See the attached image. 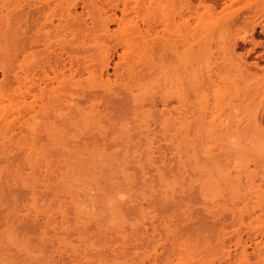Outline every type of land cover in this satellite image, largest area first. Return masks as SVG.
I'll return each instance as SVG.
<instances>
[{
	"label": "rangeland",
	"instance_id": "obj_1",
	"mask_svg": "<svg viewBox=\"0 0 264 264\" xmlns=\"http://www.w3.org/2000/svg\"><path fill=\"white\" fill-rule=\"evenodd\" d=\"M183 1L0 0V264H178V258L196 264L202 243L210 242L200 244L203 229L212 231L211 217L201 221L205 208H261L260 222L250 223L263 225L264 185L253 187V173L264 168L259 157L264 139L250 123L264 110V9L249 7L253 0L236 4L237 18L257 24L253 32L240 31V36L246 33L245 42L237 39V51L253 61L245 65L248 71H240L228 62L222 43L240 19L232 28L220 4L214 13L193 9L201 16L197 29L169 27L164 37L182 36L185 42L164 56L152 33L130 31L142 16L151 21L187 16ZM120 17L123 24H118ZM37 30L51 42L48 56L41 46L26 43L25 32ZM193 36L206 53L196 71L190 69L192 62H181L190 54ZM58 54L64 62L46 66L50 77L57 70L56 77L38 91L31 73ZM195 75L200 83L193 92L189 81ZM29 87L35 95L27 92ZM125 87L129 92H122ZM163 107L168 113L160 117ZM237 123L252 130L242 127V133ZM236 147L239 155L231 152ZM254 156L260 158L257 163ZM236 173L243 182L251 179L247 196L258 193L261 205L252 204L259 202L254 193L244 195ZM234 176L244 190L237 180L239 187H234ZM235 192L238 199L242 195L240 202ZM235 213L225 217L227 225L240 221L242 214ZM169 223L185 231L190 226L186 233L171 226L178 233L168 234ZM212 250L205 255L216 254L217 263L223 255Z\"/></svg>",
	"mask_w": 264,
	"mask_h": 264
},
{
	"label": "bare ground",
	"instance_id": "obj_2",
	"mask_svg": "<svg viewBox=\"0 0 264 264\" xmlns=\"http://www.w3.org/2000/svg\"><path fill=\"white\" fill-rule=\"evenodd\" d=\"M163 1H167V0H163ZM194 1H196V3H194ZM228 0H184L183 2V4H184V10H186V12H187V16H183L182 14H180L179 15V19H173L172 17H168V15H163V16H161V17H159L158 19H156V20H154V21H151V20H148V19H146V17L145 16H142L141 17V20H139V21H136V22H134V24L129 28L130 29V31L132 32V33H135V34H138V35H141V36H144V35H146V34H149V33H152L153 35H154V38H155V41L154 42H156V40L157 39H159V43H157L155 46V48H157V50H158V52H159V54H161V56H164V55H166V53H167V51H170V52H172V50L175 52V49L178 47V46H180V45H182L184 42H185V37L183 38L182 36H180V37H178L177 39H168V38H166V37H164V34H165V31H167L168 29H169V27H171V26H175V27H179V26H184L185 28H187V29H197L198 28V26L200 25V21H199V19H200V17H199V13L198 12H196L197 11V9H200V8H204V10H205V12H207V11H213V13L214 12H216L217 11V9H218V6H219V4L222 6V10H220V11H224L223 13L221 12V15L222 16H224V17H226L227 18V20H228V22H231V27H232V24L233 23H235V22H238L239 20H237V19H240V18H237V14H238V10H239V8H240V6L239 5H236L237 3L239 4V3H241V2H243V4L246 6L247 5V3L245 2L244 3V1L243 0H229L228 2H227ZM246 1V0H245ZM258 1V2H257ZM141 2H145V0H141ZM249 3V7H250V5L252 4L254 7H259V6H261V7H263V9H264V3H262V2H260L259 0H253V1H250V2H248ZM260 3H262V4H260ZM195 4V5H194ZM258 4H259V6H258ZM126 5V4H125ZM124 5V6H125ZM233 5H236V7H235V9L236 10H229L228 8H233L234 6ZM241 5V4H240ZM251 5V6H252ZM195 8H194V7ZM233 6V7H232ZM238 6V7H237ZM198 7H200V8H198ZM197 8V9H196ZM193 9H195V10H193ZM255 9V8H254ZM193 10V11H192ZM207 10V11H206ZM199 11V10H198ZM203 11V10H202ZM237 12V13H236ZM251 12V11H250ZM260 12V11H259ZM263 12H264V10H263ZM197 13H198V15H197ZM208 13V12H207ZM219 13V12H218ZM251 13H253V12H251ZM254 13H256V12H254ZM260 14H262V12L260 13ZM114 15H115V13H114ZM114 15H113V17L112 18H109V20L110 21H113L114 20ZM252 15V14H251ZM254 15V14H253ZM256 15V14H255ZM249 16V15H248ZM243 17V16H242ZM237 18V19H236ZM116 20V19H115ZM235 20H237V21H235ZM250 19H246V18H241L240 19V21L238 22V23H236L235 25H236V27L234 28V27H232V28H234L233 30H231V28H230V30L232 31V34L233 35H231V37L229 36L230 34H231V31H229V35H227V36H225L224 37V39L222 38V40H223V42L222 43H224L223 44V47L225 46V48H226V50L225 49H223V50H225L226 51V54L225 55H228V58H229V60H228V62L229 61H231L232 62V64H231V66L233 65V66H237L238 68H239V70L240 71H248V69L250 68V66H249V68H247L246 66H247V64L248 63H250V62H247V60H246V58H244V54H242V52H238L237 51V49H236V44L238 43L237 41V39H241L243 42H245L246 41V37H245V34H244V36H240V31L242 30V31H245L246 29L248 30L249 28L251 29V32H253L254 31V29H255V27H256V25L254 24V22L252 23V21L250 22L249 21ZM121 22V23H120ZM125 24H126V22H124ZM118 24H123V19H121V17L120 18H118ZM234 26V25H233ZM262 26V25H261ZM230 27V26H229ZM103 28L104 29H108V24L105 22V23H103ZM253 30V31H252ZM233 31H234V33H233ZM249 31V30H248ZM228 34V33H227ZM251 35H252V33H251ZM250 34H249V36H251ZM12 36H13V32L12 33H10V37L9 38H12ZM247 36V35H246ZM25 37H26V43L30 46V47H34V46H41L42 47V50L47 54V56H48V50H49V48L52 46L51 45V42L50 41H47V35L45 34V33H43V32H41V31H39V30H37V31H35V32H32L31 34L29 33V34H27V31L25 32ZM228 37V38H227ZM231 38V40H230V38ZM250 38H252V37H250ZM240 40V41H241ZM253 40V39H252ZM250 41V40H249ZM254 41V43H253V45L255 44V45H257L258 43H255V39L253 40ZM210 45V44H209ZM217 45H219L220 46V43H217ZM210 46H213V45H210ZM210 46H207L208 48H207V51H209V50H211L212 49V47H210ZM189 48H190V54H189V56H188V58L186 57V58H183V59H181V62L182 63H188V62H192L193 63V65L191 66L192 68H190L192 71H196V69H195V64L201 59V57L204 55V54H206V53H204V50H202V49H200V41H199V39L197 38V37H191V39H190V41H189ZM221 48H222V46H221ZM254 49V48H253ZM251 50V49H250ZM206 51V52H207ZM224 55V56H225ZM246 56H247V54H246ZM64 59L65 58H63L62 56H60L59 54H58V56H56L54 59H53V62H51V60L49 59V58H46L45 59V61H43V63H41L40 65H39V67H38V69H35V71L33 72V73H31V76L29 77V80H30V82L32 83V85L34 86V87H37L38 88V91H40L41 89H42V87H40V84L41 83H44L45 85H47L48 84V81L50 80H53V79H51L55 74H57L56 73V69H54V71H52V73L54 72V75L52 76V77H50V75L48 76V74L46 73V66H48V70H49V68L51 67V68H54V67H58L59 66V63H62V62H64ZM238 59V60H237ZM226 60V59H225ZM108 61H109V57L107 56L106 57V59H105V63H104V65L106 66V65H108ZM180 62V60H179V63H181ZM230 62V63H231ZM253 62V61H252ZM252 62L250 63L251 65H252ZM53 63V64H52ZM229 63V64H230ZM256 63V62H255ZM258 64V63H257ZM257 64H255V66L256 67H258V65ZM52 65V66H51ZM55 65V66H54ZM246 65V66H245ZM54 66V67H53ZM232 66V67H233ZM253 66H254V64H253ZM254 66V67H255ZM260 67H262V66H260ZM260 67H259V69H260ZM264 67V66H263ZM238 68H236V69H238ZM47 70V71H48ZM50 70H53V69H50ZM263 71H264V68L262 69ZM56 77V75L54 76V78ZM199 83H200V79H199V77L197 76V75H195V76H193L192 78H191V80L189 81V86L191 87V89L193 90V92H195L196 90H197V87H198V85H199ZM129 87H125V88H123V90H122V92L124 93H127V92H129ZM263 89H264V87H263ZM253 91V90H252ZM27 92H31V94L32 95H35V92H33V87H29L28 88V90H27ZM111 92V91H110ZM254 92V91H253ZM112 93V92H111ZM117 93H119V92H117ZM249 93V92H248ZM252 93V92H251ZM250 94V93H249ZM248 94V95H249ZM252 95V94H251ZM254 95V94H253ZM252 95V96H253ZM250 99V98H249ZM252 99V98H251ZM253 101H255L254 99H253ZM256 102H258V101H256ZM138 104H140L139 102H135L134 101V103H133V105L134 106H137ZM252 111V110H251ZM255 111V110H254ZM254 111H252L253 113H254ZM261 111V110H260ZM251 112V113H252ZM159 113L161 114L160 115V117L162 116V115H165V114H167L168 113V111H167V109L165 108V107H163L162 109H160V111H159ZM252 113V114H253ZM255 114H258L257 113V110H256V112H255ZM255 114H253V115H255ZM181 115H183V114H181ZM181 115H179L178 116V118H182V117H184V116H181ZM163 117V116H162ZM250 126H252V128H254V130H255V132L258 134H256L255 132H254V130H253V132L259 137V135H260V138H262V139H264V110H263V112H261V114L259 115V117H257L256 115H255V117H253L252 118V121H251V123H250ZM236 127H237V130H240V132L242 131V127H244L243 129H244V131L246 132V130H252V128L251 129H249V127H247V129H246V126H242L241 124H236ZM241 128V129H240ZM246 129V130H245ZM163 130V129H162ZM236 130V131H237ZM151 133V132H150ZM242 133H244L243 131H242ZM102 135V134H101ZM101 135H99V136H101ZM160 135L164 138L165 136H164V134H162V133H160ZM240 135V134H239ZM263 135V136H262ZM116 136V135H115ZM128 136H130V134H128ZM148 135H146V137H147ZM160 136V137H161ZM104 137V136H103ZM116 137H118V136H116ZM150 137V136H149ZM148 137V140H150V138ZM110 138V137H109ZM115 138V137H114ZM119 138V137H118ZM117 138V139H118ZM122 138H124L125 139V137H121V139ZM154 138V137H153ZM103 139V138H102ZM111 139H112V137H111ZM133 139V138H132ZM147 139V138H146ZM112 140H114V139H112ZM119 140H120V138H119ZM152 140V139H151ZM126 142H128L129 140H125ZM125 142V143H126ZM133 142V141H132ZM131 141H129V143H132ZM152 142V141H151ZM151 142H149V143H151ZM84 143H85V141H84ZM239 149H240V146H239ZM239 149L236 147L235 148V150L233 151H231V152H234L233 153V155L235 154V155H239ZM241 152V151H240ZM222 154V153H221ZM220 154V155H221ZM229 155V154H228ZM232 155V154H231ZM264 157V150L262 151V153H260V155H259V157ZM256 157V163L258 162V159L257 158H259V157H257V156H254L253 158H255ZM252 159V158H251ZM260 159V158H259ZM254 159L252 160V163L255 161ZM31 162V161H30ZM27 163H28V160H27ZM255 163V162H254ZM30 164V163H29ZM31 165V164H30ZM33 165V164H32ZM264 166V165H263ZM238 171H240V170H238ZM254 171V170H253ZM252 171V172H253ZM255 173H253V174H255L256 176H257V178H256V182L258 181V182H260V184L257 182H254L253 184V187H257L258 188V190H259V188H261V187H263V185H264V168L262 169V170H258V171H254ZM239 175H240V172H237ZM236 173V174H237ZM257 173V174H256ZM235 174V175H236ZM237 174V175H238ZM241 174H243V173H241ZM227 175V173L226 174H224V176H226ZM238 175V177H240V182L243 184V186L246 188V183H248V181L250 180V182H251V179H249L247 182H243V180L241 179L242 177L241 176H239ZM244 175V174H243ZM250 175V174H249ZM228 176L230 177V173L228 174ZM245 176V175H244ZM231 177H233V176H231ZM238 177L236 178V176H234V181L232 182L233 183V185H234V187L236 188V187H239L238 186V184L235 182L236 180H237V182H238ZM225 177H223V179H224ZM226 178H227V176H226ZM225 178V180H227ZM245 178V177H244ZM247 178H249V177H247ZM252 178V177H251ZM228 179H231V178H228ZM233 179V178H232ZM231 179V180H232ZM246 179V178H245ZM244 179V181H246ZM254 179V178H253ZM257 179H259V180H257ZM220 180H222V178L220 179ZM224 180V181H225ZM223 181V180H222ZM223 181V182H224ZM228 181V184H229V182H230V180H227ZM261 181H262V183H261ZM234 182H235V184H234ZM253 182V181H252ZM239 183V182H238ZM241 183H239V185H240V187H239V189L241 188L242 190H244V188H242L243 186L241 185ZM245 183V184H244ZM226 184H227V182H226ZM236 184H237V186H236ZM252 183H248V185H251ZM247 185V187H251V186H248ZM256 185V186H255ZM232 186V185H231ZM238 189V190H239ZM240 189V190H241ZM252 189L254 190V188H250L249 190H251L252 191ZM236 190V189H235ZM238 190H236L237 192H238ZM258 190H257V192H258ZM246 191H248L247 190V188H246V190H245V193L246 194H244V195H246L247 196V192ZM250 191V192H251ZM256 191V190H255ZM262 191H264V189H262ZM237 192H235V195H234V197H236L237 199H238V197L236 196V193ZM241 192V194H242V192L244 193V191H240ZM260 192V191H259ZM249 193V192H248ZM252 193H254V194H257V196L256 195H254L253 194V196L255 197L254 198V202L257 200V198L256 197H258L259 195H258V193H255V192H251L250 193V196L248 195L247 197H249V198H251V195H252ZM262 194V193H261ZM260 194V195H261ZM237 195L239 196V192L237 193ZM243 195V196H244ZM263 195V194H262ZM241 197H242V195H241ZM241 197L239 198L240 200H241ZM246 197V198H247ZM263 197V196H262ZM244 199V201H246V200H248V198L247 199ZM261 199V197H258V199ZM174 199V201H175V198H173ZM239 199L237 200L238 202H240L239 201ZM252 199H253V197H252ZM260 199L258 200L259 202H255L256 204H254V203H252L253 205H261L262 204V202H260ZM167 200V199H166ZM165 200V201H166ZM235 200V199H234ZM164 201V200H163ZM164 201V202H165ZM250 201H252V200H249V202ZM166 202H168V201H166ZM170 202H172V201H170ZM247 202V201H246ZM245 202V203H246ZM249 202H247V203H249ZM253 202V201H252ZM237 203V202H236ZM251 203V202H250ZM249 203V204H250ZM163 204V203H162ZM174 204V203H173ZM254 207V206H253ZM250 207V209H248L247 208V206L245 207V211L243 210L244 208H239V207H237V209L235 208V209H226V208H224V209H226V210H224L223 208H221L219 211H218V209L217 210H214V209H210V210H207L206 208L204 209V212H203V217H202V219H201V221L203 220V219H206V220H208V217L212 220L211 222H213V223H211L212 224V231H213V234L214 233H216L215 234V236H217V237H215V236H212V241L214 242V241H217L216 239H218L219 241H217L216 243H217V245H219V246H217V245H213L212 246V244H213V242H211V240H208L207 239V236L209 235L208 234V232L210 233V237H208V238H211V235H213V234H211L212 233V231H211V228H210V230H208L209 228L207 227V225H205L204 226V228H206V229H203V232H204V234L201 232V236H202V234H203V236L200 238V239H202V240H200V244L202 243V242H204L205 240H207L206 242H208V241H210L212 244L210 245V244H208V243H210V242H208L207 244H205V243H202L203 244V247H201L202 248V252L203 253H201V251H200V253L202 254H200V258H199V260H198V263H202V264H209L210 262L209 261H211V263H212V261H213V263L212 264H215L214 263V260L216 259H214L213 260V258L216 256V254H215V256L213 255L214 253V251L215 252H217V249L216 248H218V247H221V248H219L218 250H219V252H221L220 254L221 255H223V256H220L219 255V257L220 258H218L219 259V261L216 263V264H264V223L262 222V224L263 225H261V223H259L258 225L257 224H253V223H250L251 221L253 222V220L255 221V223H257L258 221L260 222V219H261V214L259 213V209L261 210V208H259V206H258V211L257 210H255L257 207ZM263 207V206H262ZM239 208V209H238ZM252 208H253V210H252ZM235 210H237V211H235ZM238 210H239V212H240V214H242L241 215V218H240V221H239V217L237 218V219H235L234 220V223H233V220L232 221H230V222H232V223H230L229 225H233V226H236V227H232V226H230L229 227V225H227L228 223L227 222H225V217H227V216H229V215H234V214H236L235 212H237L238 213ZM243 210V211H242ZM250 210H252V213H251V211ZM263 208H262V212H263ZM253 211H256V212H254L253 213ZM245 212V213H244ZM257 212H258V214H260V215H258L259 217H260V219H259V217L257 216ZM261 212V211H260ZM264 213V212H263ZM240 214H238L239 216H240ZM244 214V215H243ZM252 214H254V215H256L257 217H258V219L256 218V216H255V218H253L252 217ZM253 215V216H254ZM264 215V214H263ZM244 216H248V218L249 217H252L253 219L251 220V218L249 219V221L248 220H246L245 218V220L246 221H243V218L242 217H244ZM262 218H264V216H262ZM263 221H264V219H262ZM261 220V221H262ZM151 221V220H150ZM149 221V222H150ZM153 221V220H152ZM151 221V222H152ZM201 221H200V223H201ZM205 220H203L202 222H204ZM237 221V222H236ZM154 222V221H153ZM207 222V221H206ZM205 223V222H204ZM204 223L201 225L200 224V226H203L204 225ZM220 223V224H219ZM226 223V224H225ZM240 223V227L238 226V224ZM245 223H247V224H245ZM150 224V223H149ZM153 224V223H152ZM151 224V225H152ZM156 223H154V225H155ZM158 224V223H157ZM156 224V225H157ZM160 224V223H159ZM158 224V225H159ZM164 224H166V226L168 225L167 223H164ZM163 224V226L166 228V226ZM180 224V223H179ZM181 224H185V222L184 223H181ZM180 224V225H181ZM187 224V223H186ZM217 224H219V225H217ZM251 224H253V226L251 225ZM150 225V226H151ZM154 225H152V226H154ZM157 225V226H158ZM169 229H170V227L171 226H174V228H177V231L178 230H180L181 231V227H183L182 225H181V229H179V227L178 226H176V224H171V223H169ZM179 225V226H180ZM215 225H217V227H219L220 225V228H218L217 229V227H215L217 230H219L218 231V234H217V230L215 231V230H213V226H215ZM255 225V226H254ZM161 226V225H160ZM159 226V227H160ZM163 226H162V228H163ZM176 226V227H175ZM187 227V225H184V227ZM189 224H188V227L186 228L187 229V231H188V228H189ZM225 226H228L227 228L225 227ZM238 226V227H237ZM241 226H243V227H241ZM158 227V228H159ZM183 227V228H184ZM157 227L155 226L154 228H153V230L155 231V229H156ZM164 228V229H165ZM190 228H194L195 230H196V228L195 227H190ZM163 229V230H164ZM194 229H193V232H190V233H194ZM165 230H168V227H167V229H165ZM183 230V229H182ZM191 231H192V229H190ZM205 230V231H204ZM207 230V231H206ZM152 231V230H151ZM157 231H159L158 229H157ZM175 231V232H174ZM175 229H173V231H172V229H170L169 230V232L170 233H168V234H171V232L172 233H176L177 232ZM180 231H179V233H180ZM185 233L187 232V231H185V229L183 230ZM153 232V231H152ZM156 232V231H155ZM188 232V233H189ZM206 232V233H205ZM160 233V232H159ZM158 232H157V234H159ZM178 233V232H177ZM183 232H181V234H182ZM207 234V235H206ZM154 235V234H153ZM214 237V238H213ZM260 239H259V238ZM259 239V240H258ZM220 244H219V243ZM215 242H214V244H216ZM208 247V246H210V250H212L211 248H214V249H216V250H212L213 252V254L210 256V255H205V254H210V250H209V247H208V250H207V253H206V246ZM200 246V245H199ZM217 246V247H216ZM231 247H233V248H231ZM250 247V250H248V248ZM204 248H206L205 250H204ZM199 249H200V247H199ZM205 252H204V251ZM208 251H209V253H208ZM219 252H217V253H219ZM222 252H223V254H222ZM203 255H205V256H203ZM203 256V257H202ZM209 256L212 258L213 256V258L211 259V260H208L209 259ZM250 256H252V257H254L253 259V261H251V259H250ZM202 257V258H201ZM205 257V258H204ZM206 257H207V259H206ZM201 259V260H200ZM202 259H205L204 261H202ZM217 259V260H218ZM216 260V261H217ZM200 261V262H199ZM208 261V262H207ZM185 262V263H184ZM189 264L191 261L190 260H185V259H180V258H178L177 259V263L178 264H187V263ZM205 262V263H204ZM193 263V262H192ZM191 263V264H192ZM198 263H196V264H198ZM200 263V264H201ZM210 263V264H211Z\"/></svg>",
	"mask_w": 264,
	"mask_h": 264
}]
</instances>
